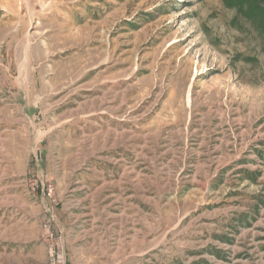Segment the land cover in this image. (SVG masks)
<instances>
[{
	"label": "rangeland",
	"instance_id": "rangeland-1",
	"mask_svg": "<svg viewBox=\"0 0 264 264\" xmlns=\"http://www.w3.org/2000/svg\"><path fill=\"white\" fill-rule=\"evenodd\" d=\"M0 241L264 264V0H0Z\"/></svg>",
	"mask_w": 264,
	"mask_h": 264
},
{
	"label": "built area",
	"instance_id": "built-area-1",
	"mask_svg": "<svg viewBox=\"0 0 264 264\" xmlns=\"http://www.w3.org/2000/svg\"><path fill=\"white\" fill-rule=\"evenodd\" d=\"M48 191L52 192V189H48ZM47 237L50 238V235H48ZM47 243L49 245L48 264H63L64 253L60 242L47 241Z\"/></svg>",
	"mask_w": 264,
	"mask_h": 264
},
{
	"label": "crops",
	"instance_id": "crops-1",
	"mask_svg": "<svg viewBox=\"0 0 264 264\" xmlns=\"http://www.w3.org/2000/svg\"><path fill=\"white\" fill-rule=\"evenodd\" d=\"M0 243H1L0 247L5 245V241H0ZM0 253H2V252H0Z\"/></svg>",
	"mask_w": 264,
	"mask_h": 264
}]
</instances>
